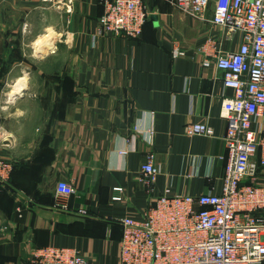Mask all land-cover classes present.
<instances>
[{
    "label": "crops",
    "instance_id": "0c3cea01",
    "mask_svg": "<svg viewBox=\"0 0 264 264\" xmlns=\"http://www.w3.org/2000/svg\"><path fill=\"white\" fill-rule=\"evenodd\" d=\"M141 1L147 21L128 39L98 34L99 0H0V158L17 169L13 188L0 186V264H32L46 247L119 264L120 220L138 218L167 190L220 191L221 103L233 93L213 55L237 51L240 37L212 24V5L192 19L174 0ZM49 35L41 55L36 42ZM193 123L212 136L186 135ZM148 155L157 170L150 191L140 172ZM61 181L74 191L67 210L55 197ZM255 185L264 189V169Z\"/></svg>",
    "mask_w": 264,
    "mask_h": 264
},
{
    "label": "built area",
    "instance_id": "2783aa9c",
    "mask_svg": "<svg viewBox=\"0 0 264 264\" xmlns=\"http://www.w3.org/2000/svg\"><path fill=\"white\" fill-rule=\"evenodd\" d=\"M99 3L103 9L99 35L140 37L148 17L141 0ZM173 5L192 19H202L212 5V24L240 37L237 51L213 55L223 87L233 93L221 103L220 116L227 125L221 188L197 197L167 190L138 218L120 220L119 264H264V189L255 185L264 169V129L256 126L264 117V0H174ZM180 55L175 48L173 56ZM185 131L188 136L213 134L201 123ZM153 160L148 155L140 168L148 191L157 177ZM12 168L11 162L0 158V186L9 181ZM113 190L112 202L118 203L122 190ZM55 194L67 210L74 194L71 186L58 182ZM31 263L87 264L76 250L55 247L35 250Z\"/></svg>",
    "mask_w": 264,
    "mask_h": 264
},
{
    "label": "bare ground",
    "instance_id": "6f19581e",
    "mask_svg": "<svg viewBox=\"0 0 264 264\" xmlns=\"http://www.w3.org/2000/svg\"><path fill=\"white\" fill-rule=\"evenodd\" d=\"M50 35L48 37L43 38L42 40H38L36 42V45L38 46V48H40V50L38 51L39 53H41V55L46 52L47 50H49L51 48V43H50ZM35 45V47H36ZM37 51V50H36ZM25 79L24 78H20L17 80L16 84L14 85L16 90H20L22 88V86L24 85Z\"/></svg>",
    "mask_w": 264,
    "mask_h": 264
},
{
    "label": "trees",
    "instance_id": "16d2710c",
    "mask_svg": "<svg viewBox=\"0 0 264 264\" xmlns=\"http://www.w3.org/2000/svg\"><path fill=\"white\" fill-rule=\"evenodd\" d=\"M16 167L13 165V168H12V172H11V175H10V178H9V181L4 185L6 188L8 189H12L13 188V175H14V172L16 171ZM7 193V190H0V195H6Z\"/></svg>",
    "mask_w": 264,
    "mask_h": 264
},
{
    "label": "rangeland",
    "instance_id": "374dc122",
    "mask_svg": "<svg viewBox=\"0 0 264 264\" xmlns=\"http://www.w3.org/2000/svg\"><path fill=\"white\" fill-rule=\"evenodd\" d=\"M28 51H29V49H28ZM23 52H25V51H23ZM21 55H22V54H21ZM21 55H20V56L18 55V56H16V57L19 58V59H22V56H21ZM25 64H27V66H28L31 70L33 69V64H31L30 62H26ZM13 82H14V81H10V82L8 83V86L11 87L12 84H13ZM10 87H9V88H10ZM6 89H8V87H6Z\"/></svg>",
    "mask_w": 264,
    "mask_h": 264
}]
</instances>
